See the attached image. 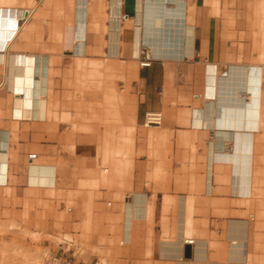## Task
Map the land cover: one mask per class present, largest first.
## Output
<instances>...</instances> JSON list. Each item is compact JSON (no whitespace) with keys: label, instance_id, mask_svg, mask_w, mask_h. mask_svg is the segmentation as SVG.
Segmentation results:
<instances>
[{"label":"crops","instance_id":"1","mask_svg":"<svg viewBox=\"0 0 264 264\" xmlns=\"http://www.w3.org/2000/svg\"><path fill=\"white\" fill-rule=\"evenodd\" d=\"M102 56L133 69L122 142L73 128L71 73L100 83L119 69ZM148 111L162 124L143 127ZM31 199L120 238L116 264H256L264 0H0V205Z\"/></svg>","mask_w":264,"mask_h":264},{"label":"rangeland","instance_id":"2","mask_svg":"<svg viewBox=\"0 0 264 264\" xmlns=\"http://www.w3.org/2000/svg\"><path fill=\"white\" fill-rule=\"evenodd\" d=\"M119 66L117 70L103 68L100 83L88 82L85 70L77 68L71 73L74 89L73 96L77 102L75 109V129L91 131L99 139L113 136L116 142L124 126H131L133 133L132 92L130 82L133 80V69L129 63L118 59H100ZM76 62V61H75ZM120 94L109 103L106 94ZM116 101V103H115ZM115 107L120 114L114 113ZM67 120V118L65 119ZM79 122H81L79 124ZM98 153V152H97ZM98 168L102 171L104 164L100 161ZM131 163L126 168H129ZM264 207V206H262ZM256 234L251 243L258 253L249 257L250 263L264 264V210L256 212ZM107 232H116L117 220H109ZM92 221H83L73 225V231L65 230L63 221L58 220L52 204L31 199L24 204L0 205V264H47L51 256L65 257L76 264L85 256L87 264H116L115 249L120 238L97 237L99 229ZM105 230V232H106ZM79 232V234H76ZM260 251V252H259Z\"/></svg>","mask_w":264,"mask_h":264},{"label":"built area","instance_id":"3","mask_svg":"<svg viewBox=\"0 0 264 264\" xmlns=\"http://www.w3.org/2000/svg\"><path fill=\"white\" fill-rule=\"evenodd\" d=\"M153 59L154 58L149 54V49L147 47H143V50L141 51L139 56V64L142 66H148L151 64ZM162 122H163V114L161 111H148L144 115L142 126L150 127L154 125H161ZM183 242L193 244L194 238L190 236H186L184 237ZM231 243H236V242L232 241ZM46 262L47 264H73L71 260L65 257H56V256H51L46 258Z\"/></svg>","mask_w":264,"mask_h":264},{"label":"bare ground","instance_id":"4","mask_svg":"<svg viewBox=\"0 0 264 264\" xmlns=\"http://www.w3.org/2000/svg\"><path fill=\"white\" fill-rule=\"evenodd\" d=\"M143 47H147L148 49H149V54H150V56H152L153 57V52L151 51V49L147 46V45H142ZM140 53H141V51H140ZM140 53H139V56H140Z\"/></svg>","mask_w":264,"mask_h":264}]
</instances>
